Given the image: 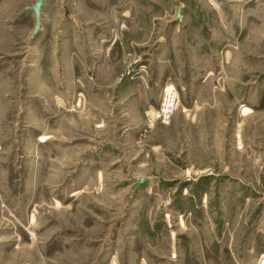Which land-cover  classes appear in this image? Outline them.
<instances>
[{"label": "rangeland", "instance_id": "1", "mask_svg": "<svg viewBox=\"0 0 264 264\" xmlns=\"http://www.w3.org/2000/svg\"><path fill=\"white\" fill-rule=\"evenodd\" d=\"M36 1L0 0V264H256L264 0H47L32 39Z\"/></svg>", "mask_w": 264, "mask_h": 264}, {"label": "built area", "instance_id": "2", "mask_svg": "<svg viewBox=\"0 0 264 264\" xmlns=\"http://www.w3.org/2000/svg\"><path fill=\"white\" fill-rule=\"evenodd\" d=\"M178 106H179L178 92L174 87H166L163 90L160 107L157 111V120L162 125L165 126L170 125L172 121V117L174 116ZM256 264H264V254H261L257 258Z\"/></svg>", "mask_w": 264, "mask_h": 264}, {"label": "water", "instance_id": "3", "mask_svg": "<svg viewBox=\"0 0 264 264\" xmlns=\"http://www.w3.org/2000/svg\"><path fill=\"white\" fill-rule=\"evenodd\" d=\"M47 0H37L35 5L29 10L31 13L35 14L36 17V22H37V26H36V30L34 33V36L32 37L35 38L39 35L41 28H42V10L45 7ZM181 20V10L178 11V15H177V21ZM140 184H148L149 181L147 179H140L137 181Z\"/></svg>", "mask_w": 264, "mask_h": 264}, {"label": "bare ground", "instance_id": "4", "mask_svg": "<svg viewBox=\"0 0 264 264\" xmlns=\"http://www.w3.org/2000/svg\"><path fill=\"white\" fill-rule=\"evenodd\" d=\"M77 194H79V193H78V191H77V192H75V193H74L72 196H76Z\"/></svg>", "mask_w": 264, "mask_h": 264}, {"label": "crops", "instance_id": "5", "mask_svg": "<svg viewBox=\"0 0 264 264\" xmlns=\"http://www.w3.org/2000/svg\"><path fill=\"white\" fill-rule=\"evenodd\" d=\"M159 72L161 73V70H159Z\"/></svg>", "mask_w": 264, "mask_h": 264}]
</instances>
